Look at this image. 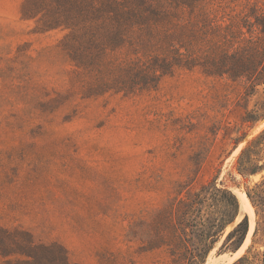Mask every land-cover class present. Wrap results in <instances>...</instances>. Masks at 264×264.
Returning <instances> with one entry per match:
<instances>
[{
	"label": "rangeland",
	"instance_id": "374dc122",
	"mask_svg": "<svg viewBox=\"0 0 264 264\" xmlns=\"http://www.w3.org/2000/svg\"><path fill=\"white\" fill-rule=\"evenodd\" d=\"M26 2L0 0V264L54 263L56 249L24 255L28 239L62 244L72 264H176L166 248H147L157 215L213 182L249 192L254 210L240 209V245L220 250L236 221L201 264H264V169L243 175L236 163L264 129V84L248 92L196 67L157 89L89 95L68 31L43 30Z\"/></svg>",
	"mask_w": 264,
	"mask_h": 264
},
{
	"label": "trees",
	"instance_id": "16d2710c",
	"mask_svg": "<svg viewBox=\"0 0 264 264\" xmlns=\"http://www.w3.org/2000/svg\"><path fill=\"white\" fill-rule=\"evenodd\" d=\"M211 3L218 9H208ZM231 4L243 9L228 10ZM23 14L38 17L43 30L68 31L63 44L80 69L77 77L87 80L89 95L157 89L165 75L196 67L208 76L243 81L248 92L264 84V0H27ZM255 26L261 27L258 35H253ZM263 150L264 129L241 148L238 171L251 175L263 170ZM208 200L213 209L205 217L198 214V204ZM240 209L232 189L216 182L204 185L157 215L147 248H166L176 264H201ZM248 229L246 215L220 250L228 244L238 247ZM27 241L23 254L29 258L39 249H56L52 264H72L62 244Z\"/></svg>",
	"mask_w": 264,
	"mask_h": 264
},
{
	"label": "bare ground",
	"instance_id": "6f19581e",
	"mask_svg": "<svg viewBox=\"0 0 264 264\" xmlns=\"http://www.w3.org/2000/svg\"><path fill=\"white\" fill-rule=\"evenodd\" d=\"M245 143V142H244ZM238 197H239V200H240V202H241V210H243V211H250V213H251V215H253V206L251 205V203H250V200H249V198H248V196H247V194L245 193V192H243L242 190H240V189H238ZM249 213V212H248ZM249 213V214H250ZM241 217V216H240ZM238 218V220H240L241 218ZM237 220V221H238ZM254 220V219H253ZM236 222V221H235ZM235 222H234V224H235ZM239 222V221H238ZM233 224V225H234ZM253 226H254V221H252L251 220V228H253ZM205 264H216V263H212V259H209L208 261H207V263H205Z\"/></svg>",
	"mask_w": 264,
	"mask_h": 264
},
{
	"label": "water",
	"instance_id": "95a60500",
	"mask_svg": "<svg viewBox=\"0 0 264 264\" xmlns=\"http://www.w3.org/2000/svg\"><path fill=\"white\" fill-rule=\"evenodd\" d=\"M243 141H244V140H243ZM243 141H242V142H243ZM207 261H208V260H207ZM207 261H206L205 263H207ZM205 263H204V264H205Z\"/></svg>",
	"mask_w": 264,
	"mask_h": 264
}]
</instances>
